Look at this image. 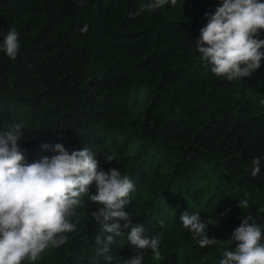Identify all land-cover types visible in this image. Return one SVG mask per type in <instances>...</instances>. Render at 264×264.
Wrapping results in <instances>:
<instances>
[{
    "label": "trees",
    "instance_id": "obj_1",
    "mask_svg": "<svg viewBox=\"0 0 264 264\" xmlns=\"http://www.w3.org/2000/svg\"><path fill=\"white\" fill-rule=\"evenodd\" d=\"M147 2L0 0V43L12 27L21 43L14 61L0 51V132L23 125L26 163L60 143L69 153L88 147L101 170L128 175L135 187L123 211L146 237L163 233L161 258L147 250L142 264H219L242 217L264 228V59L249 77L218 79L195 44L219 0H169L132 15ZM242 199L250 208L237 206ZM98 207L82 197L66 244L22 264H106ZM185 211L210 220L207 236L218 242L199 247L179 220ZM126 237L110 245L111 264L133 256Z\"/></svg>",
    "mask_w": 264,
    "mask_h": 264
},
{
    "label": "clouds",
    "instance_id": "obj_2",
    "mask_svg": "<svg viewBox=\"0 0 264 264\" xmlns=\"http://www.w3.org/2000/svg\"><path fill=\"white\" fill-rule=\"evenodd\" d=\"M82 5L85 0H81ZM177 0H170L175 5ZM169 0H148L133 16L155 11ZM207 24L200 30L195 48L202 65L210 68L216 78L234 81L249 77L260 68L264 59V0H219L213 14H205ZM88 25L79 29L86 34ZM21 43L15 27L8 30L0 43L10 60L19 54ZM25 139L23 125L17 123L0 132V264L35 262L49 248L66 244L69 233L76 230L72 221L75 209L84 196L99 207L92 213L100 225L95 243L106 264H111L110 245L127 233L128 244L134 254L123 264H142L144 253L150 250L155 259L161 258L159 245L163 233L146 237L144 226L134 224L131 214L123 211L134 184L120 170L100 169L96 154L90 148L69 153L62 144L51 146L52 157L26 163L19 143ZM49 149V145L42 146ZM115 160L105 155V163ZM251 176L261 171V158L251 162ZM95 185L94 194L92 185ZM241 210L250 208L247 199L237 205ZM179 220L201 248L218 241L208 238L207 229L212 223L202 221L199 213L183 212ZM217 224V223H216ZM230 240L235 249L223 251L219 264H264V228L250 216L241 218Z\"/></svg>",
    "mask_w": 264,
    "mask_h": 264
},
{
    "label": "rangeland",
    "instance_id": "obj_3",
    "mask_svg": "<svg viewBox=\"0 0 264 264\" xmlns=\"http://www.w3.org/2000/svg\"><path fill=\"white\" fill-rule=\"evenodd\" d=\"M139 92L144 93V89L143 88H140Z\"/></svg>",
    "mask_w": 264,
    "mask_h": 264
}]
</instances>
